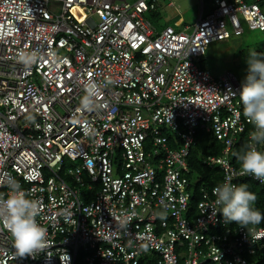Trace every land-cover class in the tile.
<instances>
[{
	"label": "built area",
	"instance_id": "built-area-1",
	"mask_svg": "<svg viewBox=\"0 0 264 264\" xmlns=\"http://www.w3.org/2000/svg\"><path fill=\"white\" fill-rule=\"evenodd\" d=\"M157 1L0 0V193L18 181L48 233L47 248L19 257L0 226V264H253L264 248V221L225 223L216 185L194 195L188 165L203 131L222 145L203 158L220 183L264 187L233 162L253 131L242 81L200 64L243 23L264 35V0H208L193 24L161 29L144 17ZM90 81L99 94L85 109Z\"/></svg>",
	"mask_w": 264,
	"mask_h": 264
},
{
	"label": "clouds",
	"instance_id": "clouds-1",
	"mask_svg": "<svg viewBox=\"0 0 264 264\" xmlns=\"http://www.w3.org/2000/svg\"><path fill=\"white\" fill-rule=\"evenodd\" d=\"M19 59L31 65L38 57L34 53L21 52ZM246 64L247 72L238 96L243 116L253 126V131L249 133L248 145L235 155L240 176H252L264 183V52L250 50ZM85 93L81 105L91 109L93 98L99 94V86L90 81ZM232 181L233 176L228 175L212 189L215 213H220L225 223L234 222L241 228L264 221V214L254 207L257 194L247 183ZM5 186L7 193H0V226L9 232L16 256L35 255L48 247L47 229L37 220L39 201L18 181L12 180Z\"/></svg>",
	"mask_w": 264,
	"mask_h": 264
},
{
	"label": "rangeland",
	"instance_id": "rangeland-1",
	"mask_svg": "<svg viewBox=\"0 0 264 264\" xmlns=\"http://www.w3.org/2000/svg\"><path fill=\"white\" fill-rule=\"evenodd\" d=\"M132 1V0H128ZM168 2L173 6L167 7ZM158 10L160 18L152 20L149 11L145 18L149 17L150 22L160 28L164 25L174 26V21L180 16L184 24H193L200 10V0H159ZM204 7L210 6L208 0H203ZM96 19V18H95ZM183 25L176 27L182 29ZM255 49L264 51V35L258 30H250L243 23V33L240 36H232L226 41L210 43L203 56V67L213 76H220L231 72L239 81H243L247 72V53Z\"/></svg>",
	"mask_w": 264,
	"mask_h": 264
},
{
	"label": "trees",
	"instance_id": "trees-1",
	"mask_svg": "<svg viewBox=\"0 0 264 264\" xmlns=\"http://www.w3.org/2000/svg\"><path fill=\"white\" fill-rule=\"evenodd\" d=\"M152 20H155L158 17V13H150ZM150 19L149 17H147ZM151 20V19H150ZM184 25V24H183ZM264 52V51H261ZM204 58V57H203ZM201 60V66L202 61ZM204 68V67H203ZM222 145L209 134L199 131L196 136V143L191 150V154L188 158V165L192 171L197 173V180L193 184L195 188L194 195L197 193V188L199 186H203L205 188L211 187L213 185H217L221 181V174L219 170L216 168H210L203 163V158L207 155H218L221 152ZM245 148L244 146V138H241L240 142L234 146L233 154L240 152ZM234 163H237V159L235 157ZM239 183H247L251 191L257 194V200L255 202L254 207L260 210L262 214H264V187L259 185L258 183L249 180V179H240ZM97 186V185H95ZM197 195L194 196V199L191 201V204H194V201L197 200ZM262 222V221H261ZM231 226H237L234 222L228 223ZM258 225V224H256ZM249 261L253 264H264V248L262 250L256 251L254 255L248 257Z\"/></svg>",
	"mask_w": 264,
	"mask_h": 264
},
{
	"label": "crops",
	"instance_id": "crops-1",
	"mask_svg": "<svg viewBox=\"0 0 264 264\" xmlns=\"http://www.w3.org/2000/svg\"><path fill=\"white\" fill-rule=\"evenodd\" d=\"M128 1V0H127ZM133 1V0H132ZM159 0L157 1V3H156V10L155 11H153V12H155V13H158V17L155 19V20H158L159 18H160V11L158 10V7H159ZM167 7H172L173 6V4H172V2H168V4L166 5ZM201 9L203 10V13H205V12H207V11H209L210 9H211V4H210V6L208 5L207 6V8H205L204 7V4H203V0H202V2H201V0H200V10H199V14H200V12H201ZM153 12H151V13H153ZM199 16V15H198ZM147 18V17H146ZM198 18V17H197ZM179 19H181L182 20V18L179 16L174 22H176L177 20H179ZM197 20V19H196ZM183 24H184V21H183ZM164 26H166V25H164ZM164 26H162V27H164ZM156 27V26H155ZM162 27H160V28H158V27H156L157 29H161Z\"/></svg>",
	"mask_w": 264,
	"mask_h": 264
}]
</instances>
